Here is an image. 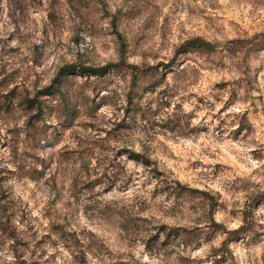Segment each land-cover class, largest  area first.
I'll return each instance as SVG.
<instances>
[{
    "label": "rangeland",
    "instance_id": "obj_1",
    "mask_svg": "<svg viewBox=\"0 0 264 264\" xmlns=\"http://www.w3.org/2000/svg\"><path fill=\"white\" fill-rule=\"evenodd\" d=\"M0 264H264V0H0Z\"/></svg>",
    "mask_w": 264,
    "mask_h": 264
},
{
    "label": "trees",
    "instance_id": "obj_2",
    "mask_svg": "<svg viewBox=\"0 0 264 264\" xmlns=\"http://www.w3.org/2000/svg\"><path fill=\"white\" fill-rule=\"evenodd\" d=\"M183 46L184 47H191V48H204V49H206L205 43L200 42L198 40H193V41L186 42V44H184ZM121 63L122 62H119L116 65H119ZM110 65L111 64L105 65V66H100V67H79L78 71L81 72V73L83 72L85 74L87 73V74L102 75V74H104L107 71V69L109 68ZM75 68H76L75 65L62 66L57 72V75H56L57 79L59 77H61V76L68 75L73 70H75ZM50 88H52V86H49L48 88H46L45 91L47 89H50ZM57 89H58V86H56V88H53L51 93H55V91H57ZM27 104L30 107L36 106L38 108V111L39 112L41 111V109H39L40 102L39 101L37 102L35 98L27 99ZM130 157H132L134 159H137V160L138 159H142L143 161H147L143 156H141L139 154H131ZM250 225H251V222L248 221L247 216H244L242 225H240L236 229L231 230L229 233L233 234L235 237H237V234H241V233L245 232L248 229V227L250 228ZM219 259H220V261L224 260L223 256H220Z\"/></svg>",
    "mask_w": 264,
    "mask_h": 264
}]
</instances>
